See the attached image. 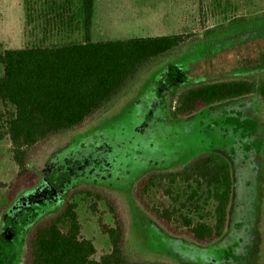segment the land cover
<instances>
[{
	"label": "rangeland",
	"instance_id": "1",
	"mask_svg": "<svg viewBox=\"0 0 264 264\" xmlns=\"http://www.w3.org/2000/svg\"><path fill=\"white\" fill-rule=\"evenodd\" d=\"M132 1H109L107 15L98 1L91 39L181 34L183 42L146 65L82 125L40 146L32 161L39 182L19 192L0 215V264H24L29 231L71 197L77 203L84 237L96 246V257L109 252L110 240L101 220L112 223V216L104 201L98 204V212L93 211L94 198L79 192L86 188L116 199L125 223L128 259L264 264L261 99L253 94L224 101L186 118H174L171 112L175 94L194 84L264 78V3L259 7L262 0H257L256 8H238L236 2L214 0H183V4L142 0L145 4L137 14L129 9ZM82 14L80 0H0V55L8 48L83 43ZM207 152L220 153L230 161L233 194L223 236L198 244L168 231L133 193L147 174L181 169ZM15 172L10 139L0 137V181L8 183ZM5 191L0 188V206L6 202Z\"/></svg>",
	"mask_w": 264,
	"mask_h": 264
},
{
	"label": "trees",
	"instance_id": "2",
	"mask_svg": "<svg viewBox=\"0 0 264 264\" xmlns=\"http://www.w3.org/2000/svg\"><path fill=\"white\" fill-rule=\"evenodd\" d=\"M94 7L95 0H82L85 42L8 48L0 55V137H9L16 168L8 183L0 181V188H6L0 215L19 192L39 182L32 161L44 142L82 125L146 65L184 40L181 34H170L93 41ZM253 94L259 96L264 109V78L194 84L175 94L171 112L174 118H186L208 106ZM79 192L94 198L95 212L101 201L107 205L112 223L101 220V228L109 237L110 251L96 257V246L84 237L77 203L71 197L56 214L29 231L24 264H169L126 258V228L116 199L95 189ZM133 194L168 231L207 244L221 238L227 227L232 167L220 153H202L181 169L147 174Z\"/></svg>",
	"mask_w": 264,
	"mask_h": 264
},
{
	"label": "crops",
	"instance_id": "3",
	"mask_svg": "<svg viewBox=\"0 0 264 264\" xmlns=\"http://www.w3.org/2000/svg\"><path fill=\"white\" fill-rule=\"evenodd\" d=\"M98 1H100V3L103 5V7H104V14L107 15L106 14V9H110L111 3L109 1H111V0H95V7L96 8H97V4H98L97 2ZM207 1H213V0H205V3ZM214 1H216L218 3L236 2V7H238V8H241V7H245V8H247V7H254V8H256V7H258V3H257L258 1L257 0H254L256 2L253 1V2H250V3L248 2V0H214ZM80 2H81V5H82V0H80ZM170 2L172 4L175 3V2H181L183 4V0H170ZM263 3H264V0H262V3H261V5L259 7L263 6ZM141 4L144 5L145 3L142 0H140V2L138 0H134V1H132L131 6H130L129 9H133V10L135 9L136 13L138 14L139 8L142 7ZM182 4H181L180 7H182ZM95 7H94V9H95ZM123 7H128V5L127 6H123ZM94 15H95V17H97L96 11H94V14H93V21L95 22ZM82 16H83V14H82ZM166 35H170V34H166Z\"/></svg>",
	"mask_w": 264,
	"mask_h": 264
}]
</instances>
